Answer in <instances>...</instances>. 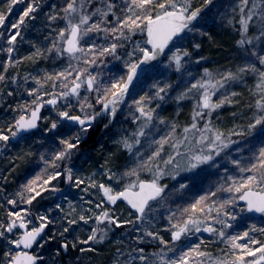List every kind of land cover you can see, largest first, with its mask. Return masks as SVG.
I'll return each instance as SVG.
<instances>
[{
	"label": "snow or ice",
	"instance_id": "obj_1",
	"mask_svg": "<svg viewBox=\"0 0 264 264\" xmlns=\"http://www.w3.org/2000/svg\"><path fill=\"white\" fill-rule=\"evenodd\" d=\"M0 264H264V0H0Z\"/></svg>",
	"mask_w": 264,
	"mask_h": 264
},
{
	"label": "trees",
	"instance_id": "obj_2",
	"mask_svg": "<svg viewBox=\"0 0 264 264\" xmlns=\"http://www.w3.org/2000/svg\"><path fill=\"white\" fill-rule=\"evenodd\" d=\"M103 131L102 128L98 127L95 132L92 133V140L89 141V144L91 145L93 142H97L96 146L100 143L101 139L100 137H103ZM17 179H22V176L17 177Z\"/></svg>",
	"mask_w": 264,
	"mask_h": 264
},
{
	"label": "rangeland",
	"instance_id": "obj_3",
	"mask_svg": "<svg viewBox=\"0 0 264 264\" xmlns=\"http://www.w3.org/2000/svg\"><path fill=\"white\" fill-rule=\"evenodd\" d=\"M100 139H101L100 143L96 146L97 151H93V152L91 153V156H92L93 158H98V156H99L100 144H104V145H106V146H108V147L111 146V145L109 144V142L104 138V136H103V137H100ZM18 177H19V176H18Z\"/></svg>",
	"mask_w": 264,
	"mask_h": 264
}]
</instances>
